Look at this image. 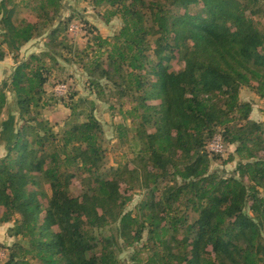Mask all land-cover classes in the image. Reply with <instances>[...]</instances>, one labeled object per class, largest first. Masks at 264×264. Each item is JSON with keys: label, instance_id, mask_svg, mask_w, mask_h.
I'll list each match as a JSON object with an SVG mask.
<instances>
[{"label": "trees", "instance_id": "trees-1", "mask_svg": "<svg viewBox=\"0 0 264 264\" xmlns=\"http://www.w3.org/2000/svg\"><path fill=\"white\" fill-rule=\"evenodd\" d=\"M88 1L112 7L122 20L113 42L96 37L100 48L111 49L92 71L105 65L100 79L132 100L123 116L142 145L133 167L104 171L103 129L94 114L77 122L72 113L61 134L40 119L51 70L45 59L55 60L52 43L70 28L62 27V0H42L38 18L54 15L36 23H15L19 5L0 0V45L18 50L42 35L41 28L51 42L0 83V120L12 94L22 122L0 159V223L14 220L11 236L27 241L9 251L1 246L3 264H121L115 237L94 233L108 223L118 224L125 246L144 242L142 250H149L143 263L137 253L130 264H264V157L257 155L264 138L249 119L251 105L239 100L243 86L264 98V22L258 20L264 0ZM5 56L2 51L0 61ZM177 58L179 70L172 65ZM93 86L100 98L99 82ZM218 127L223 141L239 144L231 175L210 170L211 156L219 154L207 145ZM117 129L121 138L128 130ZM4 130L9 137L13 124ZM78 175L89 182L74 195L70 186ZM40 180L51 190L45 210ZM122 183L151 187L136 215L125 211Z\"/></svg>", "mask_w": 264, "mask_h": 264}, {"label": "rangeland", "instance_id": "rangeland-1", "mask_svg": "<svg viewBox=\"0 0 264 264\" xmlns=\"http://www.w3.org/2000/svg\"><path fill=\"white\" fill-rule=\"evenodd\" d=\"M26 1L29 0H23L20 3L24 5ZM30 1V8L19 10L16 13L15 23L23 20L33 23L46 21L54 15L51 12L48 18L45 16L39 19V7L42 6V0ZM62 6V27L65 29L70 24V26L74 25L75 29L74 32H67V29L64 30L59 39L52 43L50 52L55 60L51 62L48 58L45 59L47 67L51 70L48 73L46 94L43 98L44 106L40 110V119L48 120L55 128V131L61 134L72 113H76L75 120L77 122L86 121L89 113L94 114L99 119L103 129L101 143L106 159L104 171L110 168H117L123 164L133 167L132 160L136 159L142 144L131 120L123 116V111L131 109L132 100L119 98L113 85L106 78L100 79L101 69L105 70V65L92 71L95 63L101 61V59L102 61L106 60V51L111 49V46L100 48L96 37L108 38L110 42H113L112 39L122 27V20L119 16H113V8L106 4L95 6L88 0H62ZM258 20L262 23L264 22V18H259ZM41 30L44 33L36 38H38V42L43 43L42 51H46L49 43L51 44L49 42L50 36L47 29L41 28ZM2 51L5 52L6 56L11 57L13 62L9 61L7 62L8 64L0 63V83L8 82L15 66L18 65L17 62L27 61L31 55L27 51L25 56H22V52L19 51L18 53V50H13L8 44L0 45V53ZM40 53L37 52L36 54ZM177 60L178 58L173 61L172 65L174 69L179 70L183 67V64ZM93 81H98L102 88L100 98H98L100 88L93 86ZM63 84L67 86V94L58 95L55 89ZM239 100L241 103H249L251 105L252 110L249 119L262 127L261 135L264 138V98L259 97L252 88L243 86L240 90ZM13 103L12 94H8V106L0 120V159L6 156L9 146L13 144L17 129L22 125V122H19V114L15 111ZM158 103L159 101L153 102V104ZM7 123L13 124L14 127L9 137L6 136L4 130ZM119 124L125 125L128 129L123 138L120 137V132L117 129ZM149 131L154 130L150 128ZM222 133L223 128L218 127L215 136L221 135L222 137ZM224 145L225 152L218 156H211L210 170L217 171L222 175H231L234 174L237 163L240 160V154L236 152L239 144H229L224 141ZM248 146L251 147V144L249 143ZM257 155L259 158H263L264 150L259 151ZM170 179L171 177L163 180L162 185ZM40 182L41 184L36 190L45 210L51 196V190L44 180H40ZM88 182V178L78 175L72 181L71 192L74 195H79ZM150 190V186L143 187L140 183L132 186L129 183H122L120 187L121 195L129 198L125 211L136 215L138 205L151 195ZM247 211L250 212L248 209ZM2 213L3 208L0 207V216ZM191 217H195V214H192ZM14 225V220L9 223H0V248L2 246L9 251L10 247L16 242H21L23 245L27 244V241L22 237L11 236L10 228ZM94 233L97 236L115 237L118 242L116 255L121 264L132 263V257L137 253H139L137 258L143 263L150 254L148 249L147 251L142 250V243L144 242L129 247L125 246L123 239L118 236L117 223H108L103 227H98L94 230ZM144 238H147L146 232L144 233ZM0 264H3V262L0 261Z\"/></svg>", "mask_w": 264, "mask_h": 264}, {"label": "built area", "instance_id": "built-area-1", "mask_svg": "<svg viewBox=\"0 0 264 264\" xmlns=\"http://www.w3.org/2000/svg\"><path fill=\"white\" fill-rule=\"evenodd\" d=\"M75 26L71 25L69 28L70 32H74ZM58 95L67 94V86L65 84L61 86H57L55 89ZM207 151L210 153L221 154L225 152V145L221 135H217L213 138V140L207 145ZM6 250L0 248V261H4L6 259Z\"/></svg>", "mask_w": 264, "mask_h": 264}, {"label": "crops", "instance_id": "crops-1", "mask_svg": "<svg viewBox=\"0 0 264 264\" xmlns=\"http://www.w3.org/2000/svg\"><path fill=\"white\" fill-rule=\"evenodd\" d=\"M20 1H23V0H14V3L18 4V9L19 10H24V5H22L20 3ZM18 10V11H19ZM38 38H34L32 39L31 41H29L28 43H26L25 45L23 46H20L19 49H18V53L19 51L22 52V56H25V53L28 51V54H33V53H37V52H41L42 51V46H43V43L42 42H38L37 41ZM11 61V63L13 62L12 58L9 57V56H5V58L3 60L0 61L1 64H8L7 62ZM19 62H17L18 64Z\"/></svg>", "mask_w": 264, "mask_h": 264}]
</instances>
